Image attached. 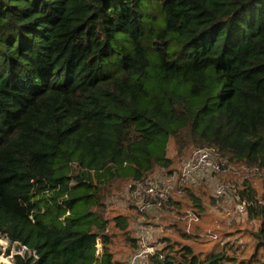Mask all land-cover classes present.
Segmentation results:
<instances>
[{
    "label": "trees",
    "instance_id": "1",
    "mask_svg": "<svg viewBox=\"0 0 264 264\" xmlns=\"http://www.w3.org/2000/svg\"><path fill=\"white\" fill-rule=\"evenodd\" d=\"M208 147L264 172V0H0V237L30 253L12 264H122L137 214L105 218L108 197ZM247 181L248 256L195 250L211 242L188 229L200 182L163 206L176 238L151 264H264V190Z\"/></svg>",
    "mask_w": 264,
    "mask_h": 264
},
{
    "label": "built area",
    "instance_id": "2",
    "mask_svg": "<svg viewBox=\"0 0 264 264\" xmlns=\"http://www.w3.org/2000/svg\"><path fill=\"white\" fill-rule=\"evenodd\" d=\"M189 156L188 162L180 168L178 173L166 175L161 172L159 173L161 175L156 174L145 180L128 184L124 189L125 199H130L134 203V210L137 214L153 216L152 220L142 216L137 222L134 230L137 249L128 256L125 264H151L152 257L159 246L153 243H158V240L164 237L166 232L165 227H162L159 222L160 217L162 218L163 216L161 215V212H164L163 206H165L171 196L181 195L183 186L191 185L195 176L204 177L208 173H227L238 179L244 176L245 178L242 179V183H244L247 180V175L256 174L255 176L259 175L264 184V172L248 168H228L226 160L213 147L192 149ZM177 181L180 183L176 184ZM229 188H235L230 181L229 183L222 182L216 185L214 196L221 198ZM236 200L237 203L231 210L222 212L224 218H232L246 213V210L252 206L249 200L241 199L238 193ZM0 244H2L0 258L9 251L6 257L7 261L5 263L0 261V264H12L14 255L24 256L28 252L25 246L18 243H9L0 239ZM28 255H30L29 252Z\"/></svg>",
    "mask_w": 264,
    "mask_h": 264
},
{
    "label": "rangeland",
    "instance_id": "3",
    "mask_svg": "<svg viewBox=\"0 0 264 264\" xmlns=\"http://www.w3.org/2000/svg\"><path fill=\"white\" fill-rule=\"evenodd\" d=\"M191 149V148H190ZM188 150L183 154L181 157L178 158L177 168L182 167L184 164H186L189 160L190 151ZM175 152L172 148V145L169 146V152L168 155L172 158L174 156ZM159 174V173H157ZM156 175V174H155ZM161 175V174H159ZM247 175V182L248 186H250L255 192L260 194L264 188H263V181L259 175ZM244 176H241L239 179L236 177H233L230 174L227 173H208L206 176H195L193 181L191 182L190 186L198 185L200 182L204 184V195L202 196V203L206 205V212L204 215L200 218L192 214L191 210L188 211V217L190 220L189 224V230L192 231V227L196 224L201 225L204 229L202 231L206 232V236H208L209 242L206 245H202L200 247L195 246V250L199 251L202 250L203 252H207L208 250L212 249L211 246H213L214 249L219 250L224 243L227 242H234L232 244V248H238L243 249L244 256H248L251 253V245L253 242L252 237L249 236V233L254 231L257 226L258 222L254 220H249L247 217V213H242L240 215L234 216L232 218H224L222 212L226 210H231L237 203L236 196L238 193V189L240 190L242 188L241 184L243 182L242 179H244ZM230 183L235 186V188H229L226 190L224 195L221 198H216L214 196V188L216 185L224 182V183ZM200 183V184H201ZM237 187V188H236ZM183 199V198H182ZM189 204V202H187ZM132 205V207H130ZM131 209L134 208V203L131 202V200L125 199L124 195V188L120 191H116L110 197H108L107 200V208L105 213V218H109L112 215L116 216L118 214L120 215H127V213L131 212ZM135 211V210H134ZM136 213V212H135ZM137 214V213H136ZM162 218L160 217V224L162 227H166L168 224L172 221V215L167 210L163 213L161 212ZM142 216H145V218H151L153 216L145 215V214H137L135 217V223H132V230L134 234V230L136 229L137 222L142 218ZM152 224V223H151ZM153 227V225H151ZM169 229V228H167ZM171 233V232H170ZM168 230H166L165 235L171 236L172 239L176 238L175 234H170ZM228 234L227 237H225V234ZM210 234H216L215 236L218 237L213 238L210 236ZM175 235V236H174ZM2 241H8L6 238L0 237ZM157 245V243H153ZM2 247V244H0V248ZM114 251L117 253V259L122 263L125 264L128 256L130 253H128L126 246L123 242H116ZM8 252V253H7ZM6 254L0 258V261L5 263L7 261L6 257L9 254V251H7ZM243 257V256H241Z\"/></svg>",
    "mask_w": 264,
    "mask_h": 264
}]
</instances>
